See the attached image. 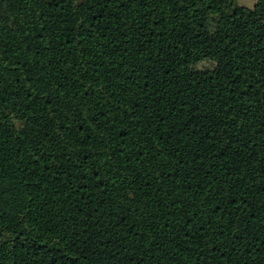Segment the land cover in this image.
<instances>
[{"label":"trees","instance_id":"16d2710c","mask_svg":"<svg viewBox=\"0 0 264 264\" xmlns=\"http://www.w3.org/2000/svg\"><path fill=\"white\" fill-rule=\"evenodd\" d=\"M0 264H264V0H0Z\"/></svg>","mask_w":264,"mask_h":264},{"label":"rangeland","instance_id":"374dc122","mask_svg":"<svg viewBox=\"0 0 264 264\" xmlns=\"http://www.w3.org/2000/svg\"><path fill=\"white\" fill-rule=\"evenodd\" d=\"M239 4L252 7L255 3V0H237Z\"/></svg>","mask_w":264,"mask_h":264}]
</instances>
